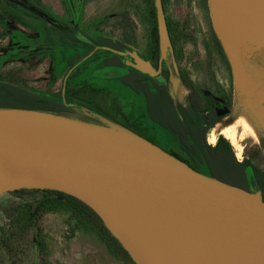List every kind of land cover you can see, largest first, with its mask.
<instances>
[{"label":"water","instance_id":"water-1","mask_svg":"<svg viewBox=\"0 0 264 264\" xmlns=\"http://www.w3.org/2000/svg\"><path fill=\"white\" fill-rule=\"evenodd\" d=\"M156 6L161 43L168 42L163 0ZM135 57L139 70L154 74L150 62ZM103 121L113 130L0 108V194L38 188L82 199L137 264H170L176 252L202 264H264L261 189L204 174L138 132Z\"/></svg>","mask_w":264,"mask_h":264},{"label":"rangeland","instance_id":"rangeland-1","mask_svg":"<svg viewBox=\"0 0 264 264\" xmlns=\"http://www.w3.org/2000/svg\"><path fill=\"white\" fill-rule=\"evenodd\" d=\"M144 1L40 0V3L56 18L55 21L47 20L50 24L65 30L76 27L78 36L83 32L93 37H115L128 42L138 53L144 51L150 34ZM212 3L213 0H168V16L180 26L182 35L177 52L173 51L166 36L170 54L163 59L171 76L179 77L180 70H183L213 101H231V112L223 115L221 122L209 132V141L216 143L219 135L223 134L231 141L239 159L257 152V161L264 168V44L243 45L238 51H227L213 26ZM25 4L36 11L30 2ZM44 37L45 33L37 26L24 25L9 17L1 19L0 73L22 69L27 83L40 92H56L68 83L87 81L94 84L100 91L96 98L109 108L118 123L128 128L134 126V131L140 130L147 139V136L152 137L153 142L163 149L179 151L168 131L157 129L154 132L155 125H147V119L142 120L145 114L143 99L131 96L116 79L107 78L112 73L103 66V58L96 60L95 53H91L75 67L69 68L67 61L80 53L83 46L79 44L71 48L69 43L61 41H57L55 48L48 52H29L45 41ZM232 54H236L238 59ZM244 59L259 63L260 68L258 65L250 68L251 64L249 66ZM187 94L184 86L183 96L175 100L185 102ZM244 121L251 123L252 127L245 126ZM91 124L113 130L108 123ZM228 129L236 133V140L226 136ZM197 165L200 172L209 174L206 164ZM13 199L14 196L7 193L0 194V228L5 223L3 207ZM44 223L51 264H122L107 253L96 235L83 230L72 235L62 215L49 214ZM3 258L2 264H37L39 253L35 242L30 241L20 246L18 251L4 252Z\"/></svg>","mask_w":264,"mask_h":264},{"label":"trees","instance_id":"trees-1","mask_svg":"<svg viewBox=\"0 0 264 264\" xmlns=\"http://www.w3.org/2000/svg\"><path fill=\"white\" fill-rule=\"evenodd\" d=\"M29 1L48 18L54 19L41 5L40 0ZM167 2L168 0H163L170 45L173 51L177 52L182 31L180 26L168 16ZM144 3L147 5L150 21L151 36L148 46L153 54L158 56L161 54V36L156 0H145ZM8 6L14 13L19 14L16 19L22 24L39 27L45 33V41H53L55 44L57 41L69 43L71 48L79 44L83 46L80 53L67 61L69 68L94 51V45L81 42L69 31L50 25L41 16L30 17L29 11L24 7L10 3ZM217 41L221 45L218 38ZM96 44L101 48L96 53V58L104 57L103 64L106 67H114L116 63L120 66L123 64L120 56L108 50L120 52L126 49L125 41L103 38ZM244 60L249 66L251 64L250 68L256 65L260 68L259 63L250 59ZM23 72L22 69H12L0 73V108L42 111L70 116L90 123L105 124L103 119L118 121L112 116L109 108H105L96 98L100 91L94 84L87 81L81 84L68 83L56 92H40L27 83ZM179 75L186 87L192 90L186 106L180 105L178 110L174 108L167 85L152 87L154 90L146 99L147 113L168 130L179 151L166 147L164 149L181 158L195 170L199 171L197 164L203 163L207 165L212 176L252 191L261 189L264 198V168L257 161L258 153H248L240 160L231 141L223 134L219 135L216 143H210L208 134L217 121L213 111L210 110L211 101L201 93H194V82L187 73L180 70ZM126 77H123V82L127 85ZM146 80L139 78L135 84L146 85ZM7 194L14 196V199L3 207L5 223L0 228V264L4 261V252L18 251L20 246L30 241L35 242L39 253L37 264H51L44 223L49 214L62 215L72 235L78 230L96 235L104 244L107 253L120 263L137 264L105 219L82 199L62 191L38 188H23Z\"/></svg>","mask_w":264,"mask_h":264},{"label":"flooded vegetation","instance_id":"flooded-vegetation-1","mask_svg":"<svg viewBox=\"0 0 264 264\" xmlns=\"http://www.w3.org/2000/svg\"><path fill=\"white\" fill-rule=\"evenodd\" d=\"M25 2H30V1L29 0H0V20L1 19H5L7 17L16 19V17L19 15L17 13H14L10 9V7L8 6L9 3L10 4L19 5L21 7H24L25 9H27L29 11V13H30L29 14L30 17H32V15H34V16L37 15V16H41L42 18H44L46 20H53V21L56 20L55 16L50 11L47 10V12L50 13L54 17L55 20L52 19V18H48L43 12H41L40 10L35 8L33 6L32 2H30V4L36 9V11L27 8L26 7L27 5L25 4ZM73 6L75 7V4ZM43 15L46 16V17H44ZM50 25H55V24L53 23V24H50ZM76 30H78L76 27H69L67 29V31H69L71 34L75 35L79 40H81V42H87V43L95 46L94 51L92 52V54L95 53L94 58H96V53L101 49L100 47L96 46L97 45L96 43L98 41H101L103 38H111V39H114V40H120V39L115 38V37L103 36V35H97V36L93 37V36H90L87 33H83V32H82L81 36H78L75 33ZM150 36H151V32H150L149 36H147V45L145 46L144 51L141 50V51H138V53H137L135 51V49H133L128 42H125L126 49H124V50H122L120 52L114 51V50H108V51H111L113 54L120 56L121 59H122V63L123 64L120 66L118 63H116L114 67H106L104 64H103V66L110 73H112L111 75L107 76V78L116 79L121 84V86H123V87H125L127 89V91L130 93L131 96H133V97H135L137 99H143L144 108H145V114H144L145 117L142 116V120L143 119H147L146 120L147 121V125L149 123H150V126H152V124L155 125V128L153 130L154 132H156L157 129L168 131L166 128L163 127L162 124H160L157 120L152 118L147 113V110H146V99H147V96H150L152 94L151 91L154 90V88H152V87H155L156 85H158L159 87L163 86V85H167L168 86V90H169V95H170V97L173 100V106H174V108L176 110H178L180 105L186 106L188 104L189 94H190V92L192 90L188 89L186 87V85L183 83V81H182V79L180 78V75H179V78L181 79L183 85L188 90V94H187L185 102H181V101L177 102L175 100V97L172 95L171 89H170V79H171L172 76L170 75L169 70L166 67L165 60L163 59L164 57L161 54L157 56L156 54H153L152 50H150V47L148 46L149 42H150ZM55 45L56 44L53 43V41H47V42L42 41L37 47L29 50V52L36 53V54H39V53H42V52H48L49 50H53L55 48L54 47ZM113 54H109V55L113 56ZM136 54L139 57L143 58L144 60H146V61H148V62H150L152 64V66L154 67V72H153L154 74L153 75L149 74V73H145V72L139 70L136 67V64H137V60H136V57H135ZM86 57L87 56H85L84 58H86ZM102 58H103V62H104V57H101V59ZM83 59H81V60H83ZM97 59H100V58H96V60ZM80 61L75 63L70 68L75 67ZM101 72H100V74H101ZM167 75H169L168 78H167ZM124 76H127L126 77L127 78V83H128L127 85L124 84V82H123V77ZM139 78H146L147 79L146 80V85H144V84H135L136 80H138ZM192 81L194 82V85H195L194 86V93L195 94L201 93L204 96L208 97L209 100L211 101L210 110L213 111L214 118H217V121H216L215 125L213 126V128H215L216 125L221 122L222 116L231 112V101H228V102L213 101L201 89V87L197 84L196 81H194V80H192ZM144 91H145V93L143 94ZM155 91H156V88H155ZM129 127L131 129H133L132 127H134V126H129ZM143 129H144V127H143ZM139 131H136V132H138L139 134H142V132H139ZM142 135L144 136L145 134H142ZM147 137H148L149 140L153 141L152 137H150V136H147ZM208 141H209V139H208Z\"/></svg>","mask_w":264,"mask_h":264},{"label":"bare ground","instance_id":"bare-ground-1","mask_svg":"<svg viewBox=\"0 0 264 264\" xmlns=\"http://www.w3.org/2000/svg\"><path fill=\"white\" fill-rule=\"evenodd\" d=\"M211 15L213 26L218 35L225 40L230 49L238 51L243 45L264 44V1L262 0H213ZM161 52L168 58L170 47L165 40L161 43ZM171 93L175 98L182 97L184 85L177 76L170 79ZM247 101V100H246ZM240 121V120H239ZM249 121V120H248ZM250 122V121H249ZM239 124V123H237ZM245 126L252 124L244 121ZM234 130V129H233ZM236 130V129H235ZM246 130V129H245ZM230 138L236 140V133L227 131ZM116 135H120L115 133ZM251 134V133H250ZM239 150V149H238ZM240 155V154H239ZM170 264H202L181 252H176Z\"/></svg>","mask_w":264,"mask_h":264},{"label":"built area","instance_id":"built-area-1","mask_svg":"<svg viewBox=\"0 0 264 264\" xmlns=\"http://www.w3.org/2000/svg\"><path fill=\"white\" fill-rule=\"evenodd\" d=\"M240 160H242V159H240Z\"/></svg>","mask_w":264,"mask_h":264}]
</instances>
